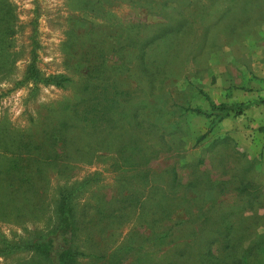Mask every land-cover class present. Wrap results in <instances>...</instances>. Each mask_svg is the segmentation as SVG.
<instances>
[{"label": "rangeland", "instance_id": "obj_1", "mask_svg": "<svg viewBox=\"0 0 264 264\" xmlns=\"http://www.w3.org/2000/svg\"><path fill=\"white\" fill-rule=\"evenodd\" d=\"M253 16L259 23L248 22ZM32 65L43 79L71 80L63 86L26 80ZM263 66L264 0H0V246L57 226L60 195L74 187L80 250L105 253L132 228L150 232L121 217L106 222V200L129 189L146 194L149 183L168 190L152 202L161 227L172 226V250L204 223V237L243 233L241 241L264 246ZM109 77L125 91L121 107L109 111L119 131L106 128ZM209 100L240 103L242 110L225 114ZM129 104L144 106L141 127L132 131L151 154L148 181L124 188L127 173L114 161L117 134L131 128L132 114L120 113ZM61 124L70 128L65 138ZM169 202L180 209L161 216ZM182 207L192 212L188 225L181 223ZM212 226L228 231L214 234ZM166 248L154 257L166 256ZM0 264L51 261L17 251L0 256Z\"/></svg>", "mask_w": 264, "mask_h": 264}, {"label": "trees", "instance_id": "obj_2", "mask_svg": "<svg viewBox=\"0 0 264 264\" xmlns=\"http://www.w3.org/2000/svg\"><path fill=\"white\" fill-rule=\"evenodd\" d=\"M248 22L259 23V18L253 16ZM28 73L26 80L33 79L35 82L44 81L58 86H63L65 82L71 80L65 74H50L46 79H43L35 65L29 68ZM89 76L90 72L88 73V77ZM117 83L118 81L113 80V78H106V128H113L112 130L116 129L119 131V128L122 126L115 127L118 121L113 118L114 113L109 112L113 109L117 110L120 108L123 102H121V96L125 91H117L116 88H120ZM98 85L99 84H96L94 88L96 89ZM110 89L115 91L110 92ZM209 101L213 109L219 112L224 110L225 114L230 113V110H233V108H236V111L242 110V104L240 103L228 105L226 103L216 104L213 100ZM81 102H84V98H82ZM67 105L71 107L72 103L68 102ZM142 107L144 106L139 107L136 104H129L124 106L120 111L121 114H132V116H130L131 119H129L131 124L130 131L125 134L121 132L117 134V136H121L118 144L120 148L116 151L117 159L114 161L118 170L125 169L123 171L127 173L126 175L129 180L123 182L122 186L124 188L129 185L148 181V178L144 175V169H146L147 166L144 165H147L148 159L146 158L149 157L151 151L142 146H137L139 142L135 138V132H133L141 127L140 124L142 122L139 120L138 111ZM185 110L194 111L196 113L206 112V110L200 108H185ZM147 117L148 115L145 114V118ZM67 129L70 128L67 125L61 124L58 135L65 138ZM112 132L114 133V131ZM122 136H125V138H122ZM108 149L109 148L106 147V150ZM136 155L139 158H137ZM12 164L14 168L20 167L19 160L12 161ZM177 179L178 178H176V180ZM220 185L222 184L220 183ZM246 186L247 185L244 186V191L246 190ZM74 189V187L66 188L60 195V200L57 203V216L59 220L57 226L31 241H24L20 244L4 242L3 246H0V256L17 251H30L44 256L51 261V264H72L79 258L106 259V264H123L129 257L132 259L133 264H151V261H155L156 264H263L261 259L264 257L260 255L264 252V246H262V244L259 248V244H256V242L246 243L241 241V237L244 235L243 233H240L236 238H232L229 237L228 232L223 238V241L207 238L206 236L204 237L203 231H205V226L207 225L205 223L193 229L192 235H190L191 238L185 245L175 248L174 250L169 248L168 246L174 241L171 237L173 235L172 226L169 228L161 227L158 216L154 215V203L152 202L154 196L162 193L164 190L168 193V190L154 183L148 184L146 194L139 195L134 190L129 189L125 195L118 196L117 199L106 200V222L116 217H121L127 220V222H135L141 227L149 228L150 232L148 234L139 233L138 230L132 228L121 242L107 248L105 253H87L83 250L81 251L78 245V227L74 213ZM222 191L223 188L220 190V193ZM245 197H248L247 201L249 203H253L254 199L251 198L250 193H247ZM181 198L182 196L180 199ZM182 199L183 201H190L188 196H183ZM195 201L197 202L198 200L195 198ZM137 204L139 205L137 206ZM182 208L185 210L183 212L186 213L187 217H184L181 223L183 225H188L189 215H191L192 212L189 208L187 210V207ZM179 209V205L169 202L163 209L161 216L170 218ZM204 214L206 213H201L200 216ZM152 222H157L158 225L154 226ZM209 231L215 234L223 231L227 232L228 229L226 230L225 228L222 230L219 226L213 227L211 230L209 229ZM236 232H239V230ZM164 247H167L166 256L156 259L154 254L158 253Z\"/></svg>", "mask_w": 264, "mask_h": 264}, {"label": "crops", "instance_id": "obj_3", "mask_svg": "<svg viewBox=\"0 0 264 264\" xmlns=\"http://www.w3.org/2000/svg\"><path fill=\"white\" fill-rule=\"evenodd\" d=\"M258 73L263 77V79H264V66H263V69L261 70V71H258ZM263 91H262V95H264V88L262 89Z\"/></svg>", "mask_w": 264, "mask_h": 264}]
</instances>
